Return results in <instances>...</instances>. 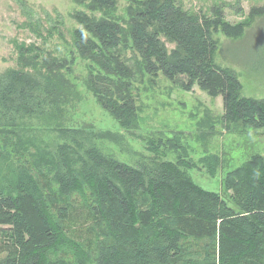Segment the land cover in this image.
I'll return each mask as SVG.
<instances>
[{"label": "trees", "instance_id": "obj_1", "mask_svg": "<svg viewBox=\"0 0 264 264\" xmlns=\"http://www.w3.org/2000/svg\"><path fill=\"white\" fill-rule=\"evenodd\" d=\"M90 3L108 9L115 0ZM144 7L129 33L149 74L162 71L172 81L187 76V89L196 82L223 98L227 118L264 127V101L243 97L235 72L213 62L212 28L222 25L238 35L243 26L227 23L218 6L211 17L185 10L176 0H144ZM249 14L263 15L264 6ZM77 17L83 29L75 32L76 47L104 70L90 75L89 89L123 128L137 129L129 70L119 59L112 62L123 28L108 18ZM160 34L177 43L172 52ZM30 50L0 76V157L16 159L18 177L0 188V264H264V156L228 174L226 189L237 209L172 163L146 173L107 157L80 129L66 125L79 97L68 62L48 56L40 64ZM32 117L70 140L37 164H30L13 137V129Z\"/></svg>", "mask_w": 264, "mask_h": 264}, {"label": "rangeland", "instance_id": "obj_2", "mask_svg": "<svg viewBox=\"0 0 264 264\" xmlns=\"http://www.w3.org/2000/svg\"><path fill=\"white\" fill-rule=\"evenodd\" d=\"M176 1L185 10L206 17H211L212 8L218 6L225 10L227 23L243 26L238 35L227 34L222 25L212 28L216 42L213 62L235 72L243 97L264 101V14H249L252 7L264 6V0ZM143 8L144 0H115L113 8L108 9H93L90 0H0V76L18 67L22 52L29 48L31 55L39 56L40 64L48 56L64 59L71 68L69 81L79 95L68 109V127L80 129L82 138H89L107 157L146 173L158 164L172 163L195 184L220 194L237 209L225 182L230 172L256 156H264V127L227 118L223 98L196 82L187 89L191 81L187 76L172 81L162 71L156 76L149 74L129 33L134 17ZM79 13L116 20L123 28L122 44L111 52L112 62L119 59L129 70L126 83L136 99L137 129L123 128L89 89L90 75H104V70L84 58L76 47L75 32L83 29ZM159 38L169 53L177 47L166 35L160 34ZM25 121L26 126L13 129V137L30 164L55 157L60 145L70 142L60 136L58 129L36 118ZM3 132L0 130V134ZM16 171L15 158L0 157V188L18 179Z\"/></svg>", "mask_w": 264, "mask_h": 264}]
</instances>
